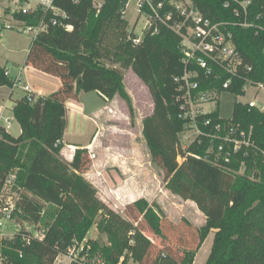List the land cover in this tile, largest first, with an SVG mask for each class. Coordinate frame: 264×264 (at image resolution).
<instances>
[{
    "label": "trees",
    "instance_id": "obj_1",
    "mask_svg": "<svg viewBox=\"0 0 264 264\" xmlns=\"http://www.w3.org/2000/svg\"><path fill=\"white\" fill-rule=\"evenodd\" d=\"M93 1L54 0L66 13L61 22L71 29L66 32L59 25L50 26L47 32L31 40L25 64L57 76L61 86L37 99L33 95L32 101L26 96L14 100L12 112L21 129L18 136L11 135L0 125V191L6 177L13 172V187L18 193L11 218L16 224L41 222L45 228L42 239L32 237L29 242L22 240L27 233L23 229L12 241H3L0 237V262L53 264L59 253L85 238L95 215L101 213L102 219L97 225L106 232L108 244L92 242L91 251L100 253L103 258L98 264H127L129 259L135 264L143 263L152 240L103 202L97 196L96 187L83 176L89 163L88 148L76 147L72 159L65 161L60 156L62 142L55 145L57 140L61 141V132L67 124L65 101L77 100L81 93L95 91L108 100L119 95L126 99L133 115L122 73L108 67L104 60L129 67L142 59L152 73L159 94L152 112L142 119V135L151 160L167 171L165 188L184 200L193 201L205 215V223L198 230V247L210 230H214L203 264H264V112L235 102L231 123L240 130L251 129V133H244L249 145H242L239 154L234 153L229 162H224L221 153L218 163H214L218 140L211 142L199 135L182 148L179 135L184 121L179 117L174 81L183 68L179 37L159 26L157 33L151 34L147 29L139 42L134 43L137 35L127 30L123 17L128 0H102L98 13ZM194 2L213 20H237L232 7L224 6L225 0ZM41 14L37 10L31 15L17 16L36 24ZM257 15L259 20L256 21ZM249 20L263 23L264 0H252ZM229 28L244 62L251 65L249 78L264 83V32L238 25ZM65 34L76 38L79 46L90 44L97 51L96 56L92 52L57 47L53 41ZM4 72L5 67L0 65V86L11 88L12 79ZM219 82L214 81L219 92L243 94L242 81H236L231 89L225 90ZM211 116L213 122L217 121V112ZM45 133L52 135L47 139L43 136ZM235 137L241 138L240 133H235ZM189 159L207 165L206 182L193 175ZM133 205L152 232L161 234L158 213L144 210L138 201ZM47 206L52 211L44 215ZM195 253V249L186 250L180 262L162 254L152 264H196Z\"/></svg>",
    "mask_w": 264,
    "mask_h": 264
},
{
    "label": "rangeland",
    "instance_id": "obj_2",
    "mask_svg": "<svg viewBox=\"0 0 264 264\" xmlns=\"http://www.w3.org/2000/svg\"><path fill=\"white\" fill-rule=\"evenodd\" d=\"M137 0H128L124 9V18L127 21V30L133 31L137 36H142L145 31V16L136 6ZM138 16V19L136 20ZM71 39L72 42H64ZM70 34H65L55 42V45L63 50L92 52L97 51L86 43L79 46V41ZM73 43V44H72ZM31 44V36L13 31H3L0 38V61L6 66L25 64V59ZM108 67L117 70L123 75V83L127 90L133 107V115L130 114L126 99L116 95L110 100V108L106 114H99L98 133L96 140L90 148L89 163L83 171L87 173L93 185L97 189V196L108 202L107 205L119 213L125 219L138 226L142 232L152 240V245L143 263L152 264L154 259L166 254L180 262L186 250H196L194 263L203 264L211 248L214 232L210 231L204 241L199 245V227L205 223V215L191 200H184L172 194L165 188L167 171L151 160L148 148L142 135L141 118L152 112L154 102L159 94L155 87L152 73L148 65L142 59L136 60L129 67L123 63H113L104 60ZM15 70V69H14ZM20 88L14 89L13 97L23 95ZM83 114L74 123L72 131L65 133L67 142L88 144L94 131V125L87 115L96 107H102V100L95 91L81 93ZM217 104L210 103L208 109H217L223 118H230L236 101L247 102L255 99L257 108L264 112V89L249 87L244 94H234L221 91L217 97ZM89 112V113H88ZM12 120L11 131H14ZM52 133L43 136L49 139ZM193 133L188 138L180 137L182 148H186L193 139ZM210 151V148L208 149ZM68 149H62L60 156L65 161L72 159ZM191 170L195 177L206 182L207 165L190 160ZM242 171V170H241ZM18 197L13 185L0 191V208L8 201H15ZM138 201L144 210L158 213L161 222V234L152 232L147 223L141 219L137 208L133 205ZM52 211L45 207L44 215ZM102 219L101 213L94 217V223L86 233L83 240L79 241V264H98L103 262L100 253L92 252V242L100 245L108 244L107 234L97 223ZM23 229L36 231L45 229L43 224L21 222L16 224L13 219L4 223L1 228L2 240L12 241L16 233ZM67 263V260H66ZM127 264H135L131 259Z\"/></svg>",
    "mask_w": 264,
    "mask_h": 264
},
{
    "label": "built area",
    "instance_id": "obj_3",
    "mask_svg": "<svg viewBox=\"0 0 264 264\" xmlns=\"http://www.w3.org/2000/svg\"><path fill=\"white\" fill-rule=\"evenodd\" d=\"M251 2L252 0H225L224 6L232 7L237 17L234 21L211 19L203 14L194 0H137L136 2L138 16L140 13L145 16V30L148 29L151 34H155L159 26H164L179 37L180 61L183 68L182 73L174 77V81L177 84L175 100L179 106V117L184 121L180 137L188 138L189 134L193 133L194 137L189 144L199 135L209 138L211 142L218 140L214 163H218L217 157L221 153L224 162H229L234 153L239 154L242 145H249L244 133H251V129L247 131L238 129L231 123V117H221L217 109H208L210 103L217 104L216 97L220 93L214 81H220L224 90L231 89L236 81H242L243 94L249 87L264 89L263 82H255L249 78L251 65L244 62L236 46L233 32L229 28L231 25H238L243 28L255 27L257 32H264V21L255 22L259 20L258 15L254 21L249 20ZM101 5L102 0L93 1L96 13L99 12ZM37 10L42 14L36 24L27 23L17 16L31 15ZM65 17L66 13L54 4V0H0V33L9 30L30 35L31 40H34L41 33L47 32L50 26L59 25L65 30L71 29L70 25L61 22ZM140 38L141 36H137L133 42L138 43ZM4 73L12 79L11 88L22 89L23 96H26L28 101H32L33 93L30 86L22 82L20 75L11 76L9 69L6 68ZM223 76H225L224 80ZM236 102L257 108L255 99ZM215 112H217V121L213 122L211 115ZM235 133H240L241 138L235 137ZM60 142L57 140L55 145ZM189 155L200 158L196 154L189 153ZM89 156L94 155L89 153ZM14 181L15 173L12 172L6 177L1 190L12 186ZM9 199L0 208V237L4 223L12 219L11 210L14 201ZM26 232L22 237L26 242L32 237L42 239L44 235V229L36 231L27 229ZM78 244L79 242L75 241L66 252L59 253L53 264H79ZM0 264L3 262L1 261Z\"/></svg>",
    "mask_w": 264,
    "mask_h": 264
},
{
    "label": "crops",
    "instance_id": "obj_4",
    "mask_svg": "<svg viewBox=\"0 0 264 264\" xmlns=\"http://www.w3.org/2000/svg\"><path fill=\"white\" fill-rule=\"evenodd\" d=\"M70 29H66V32H69ZM2 33H0L1 38ZM81 41V40H80ZM64 42H72L71 39ZM73 42H77L76 40H73ZM71 44V43H70ZM0 65L5 67L6 69H9L11 76L20 75L21 80L23 83H26L30 86V89L34 95V99H37L40 96L48 95L56 90H58L61 86V81L57 76L45 73L43 71H40L30 65L26 64H17V66H6L3 65L0 61ZM15 69V70H14ZM16 89V88H15ZM22 90V89H21ZM14 89L9 88L7 86H0V125L5 128V130L10 133L13 136H18L21 132L20 126L18 122L15 120L12 112V107L14 105V100L17 98L22 97L15 96L13 97ZM96 93V92H95ZM102 100H104V105L102 107H96L94 108L87 116L89 120L92 121L94 125V131L91 136V139L89 140L88 144L81 145L79 143H73V142H67L65 139V133H69L72 131V128L74 126V123L78 121L79 117L83 114L82 109V103H81V95H79L77 100L68 99L65 101L66 106V114H67V124L66 127L62 130L61 135V142L63 144L62 149H68L71 153L74 152L76 147H87L90 148L96 140V134L98 133V121L97 117L99 114L104 115L106 114L105 110L110 108V100L103 98L101 95L96 93ZM6 119L9 121L7 122ZM141 118V124H142ZM12 120H14V131H11L12 126ZM61 149V150H62ZM73 156V154H72ZM85 173L84 177L90 181V179L87 177ZM91 182V181H90ZM92 183V182H91ZM95 186V185H94ZM99 197V196H98ZM100 198V197H99ZM103 202L108 204L106 200H104L102 197L100 198ZM109 206V205H108ZM213 231L214 230H210ZM207 237V236H206ZM206 239V238H205ZM205 241V240H204ZM202 242V244L204 243Z\"/></svg>",
    "mask_w": 264,
    "mask_h": 264
}]
</instances>
